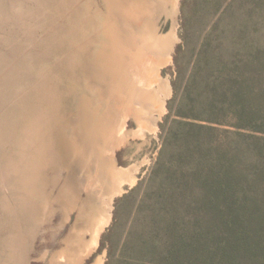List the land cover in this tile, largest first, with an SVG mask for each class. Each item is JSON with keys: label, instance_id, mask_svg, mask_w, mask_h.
Segmentation results:
<instances>
[{"label": "trees", "instance_id": "trees-1", "mask_svg": "<svg viewBox=\"0 0 264 264\" xmlns=\"http://www.w3.org/2000/svg\"><path fill=\"white\" fill-rule=\"evenodd\" d=\"M161 129L112 264H264V0L215 20Z\"/></svg>", "mask_w": 264, "mask_h": 264}, {"label": "bare ground", "instance_id": "bare-ground-1", "mask_svg": "<svg viewBox=\"0 0 264 264\" xmlns=\"http://www.w3.org/2000/svg\"><path fill=\"white\" fill-rule=\"evenodd\" d=\"M60 2L62 15L72 25L77 15L81 17L80 25L66 31L70 39L62 37L65 45L57 42L71 47L67 58H72L71 76L77 77L70 81L75 92L62 72L60 78L65 81L52 80L58 90L48 94L51 105L39 106L29 114L31 124L24 132L27 147L32 150L25 157L33 165L31 175L26 176L30 178L24 179L29 183L24 190L31 196L26 201L36 221L46 220L44 213L48 206L55 213V203L62 206L64 217H70L75 209L84 215L89 205H82V196H88L95 218L90 222L84 219L82 226L79 219L74 236L68 240V249L60 250L51 259V264H81L98 249L101 236L111 224L116 198L126 192V187L136 185L138 166L117 165L118 150L127 145L131 136L141 138L147 130H155L153 112L162 115L166 111L172 90L169 81L161 77L160 68L170 64L178 40L180 0H105L106 18L98 0H94L95 5L88 2L89 15L86 10L81 15L83 1L50 0L52 5H61ZM163 17L173 24L166 36L159 32ZM82 21L87 22L81 24ZM159 44L164 50L158 55ZM51 48L55 50L53 45L48 49ZM78 68L84 69L86 79L78 76ZM70 94L73 100L65 101L68 99L65 95ZM75 102L77 107L80 105L78 112L70 110ZM131 118L139 125L132 135L125 126ZM59 166L67 170L68 178L61 183L60 194L54 200L49 188L57 187ZM6 180L3 179L4 188ZM17 226L22 230L21 223ZM86 232H90V241ZM98 259L97 264H104L103 257Z\"/></svg>", "mask_w": 264, "mask_h": 264}, {"label": "rangeland", "instance_id": "rangeland-1", "mask_svg": "<svg viewBox=\"0 0 264 264\" xmlns=\"http://www.w3.org/2000/svg\"><path fill=\"white\" fill-rule=\"evenodd\" d=\"M81 1V15L84 10L89 15L88 2L95 5L94 0ZM98 1L106 18L108 10L105 0ZM232 1L234 0H180L176 22L178 40L170 64L160 68L161 77L169 81L172 90L165 105L166 111L162 115L157 111L153 112L157 127L155 130H147L146 135L141 138L131 136L127 145L118 150L115 156L117 165L122 168L138 166L135 173L136 185L133 188L126 187V192L116 198L111 224L101 236L98 249L81 264H97L99 257H103L104 264H112V260L118 255L119 245L135 217L145 195L148 178L158 160L163 143L161 125L169 114V105L181 93L207 32ZM244 3L246 2H239L236 6H243ZM62 8V4L52 5L50 0H0V264H51V259L60 250L68 249V240L78 224L81 223L79 225L82 226L85 220L90 222L96 216L94 207L91 208L89 198L85 195L82 196V205H89V209L84 211L86 214L75 209L70 212V217H64L66 215L62 206L55 203V213L48 206L44 213L46 220L36 221L29 208L30 203L28 205L26 201L31 196L24 190L29 184L24 179L30 178L26 176L31 175L30 168L33 165L25 157L32 150L27 147L24 132V128L31 124L32 116L29 114L39 106L51 105L48 94L58 90L57 84L52 80L63 81L64 78H60L62 72H65V78H68L66 82L75 92L70 81H75L77 77L71 76L69 61L72 58H67V50H71V47L64 46L66 41L62 37L70 39L71 36L65 33L75 24L80 25L81 17L77 15L76 22L72 25L62 15ZM66 20L68 24L64 28ZM86 22L82 21L81 24ZM160 24L159 32L164 36L169 35L173 28L172 20L163 17ZM58 41L64 45L57 43ZM50 45L55 50L48 49ZM163 50V45L159 44L158 55ZM78 72V76L85 78L83 68H78ZM79 82L81 83L80 80ZM84 86L87 89L86 82ZM65 96L68 98L65 101L73 100L72 94ZM76 105L77 102L73 103L70 110L78 112L80 105ZM66 123L67 120H64V124ZM125 126L131 135L139 129L134 118L128 119ZM57 173V187L49 188L54 200L60 194L61 183L68 178L67 170L62 166H59ZM3 179H7L6 188ZM32 215L33 219L30 220ZM19 223L22 230L17 226ZM85 237L90 241V232H86ZM111 246L114 257L112 260L108 251Z\"/></svg>", "mask_w": 264, "mask_h": 264}]
</instances>
